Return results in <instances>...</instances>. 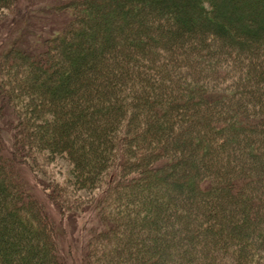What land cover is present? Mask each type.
Instances as JSON below:
<instances>
[{"label": "trees", "instance_id": "1", "mask_svg": "<svg viewBox=\"0 0 264 264\" xmlns=\"http://www.w3.org/2000/svg\"><path fill=\"white\" fill-rule=\"evenodd\" d=\"M257 1L263 10L264 0H66L57 7L71 17L55 19L59 33L38 52L17 47L6 64L0 60V86L9 81L7 71L32 93L27 106L19 90L0 88L12 140L4 152L0 135V264H66L55 222L15 171L5 170L17 155L57 153L55 138L72 149L74 186L68 188H102L82 264H232L264 256V108L253 122L231 101L264 92V15L254 10ZM240 2L244 16L235 9ZM11 6L16 0H0V9ZM73 33L78 39H66ZM163 64L171 67L166 85L151 78L160 79ZM149 68L142 91L122 92L123 77ZM226 75L233 89L214 90ZM103 84L120 94L101 98ZM153 94L162 96V108ZM219 105L224 108L213 116L190 118L178 129L165 123L180 109ZM42 131L53 136H42L43 144ZM144 131L156 141L138 162L125 142ZM179 143L189 147L186 157L173 153ZM158 156L168 159L159 163ZM227 162L234 170L223 169ZM215 179L222 184L212 185ZM46 189L56 208L80 211L65 183Z\"/></svg>", "mask_w": 264, "mask_h": 264}, {"label": "rangeland", "instance_id": "2", "mask_svg": "<svg viewBox=\"0 0 264 264\" xmlns=\"http://www.w3.org/2000/svg\"><path fill=\"white\" fill-rule=\"evenodd\" d=\"M65 1L66 0H16L15 8L11 6V9H0V17H2L0 19V34H1L0 35V60L4 57L2 63L6 64L10 59L9 57L14 55L16 53V50L19 47L26 49L28 51H31V52L32 51L38 52L42 48V41L44 39H47L48 37L53 36V34L59 33L60 30L53 29L54 27H58V26H55V19H58L59 16H60L59 19H62L65 16L67 17V19L71 17L70 11H67V10L60 11L57 7L58 4L63 3ZM262 2L263 1H257V4H256L257 8L254 10L258 13H261V14L263 13L264 15V9L262 10V4H261ZM240 5H241V2L236 4L235 9L238 12H240L242 16H244L245 13L239 7ZM42 20L46 22H50V23H48L41 29L37 28L38 26L36 24L40 23ZM251 20H255V17L252 16ZM2 25H4L3 28H2ZM78 26L81 27L80 23L77 26L76 25L74 26V29H73L74 33H76V28ZM4 30H6V32L1 33ZM74 33L73 35H68L66 39L69 40V39H72L73 37H76L77 34L74 35ZM78 37L79 36L77 35V39ZM235 38H237L236 35L229 37L230 42H234ZM23 42H27L28 45H26L25 47H22ZM48 53L51 54L52 50H50ZM49 54H47L46 56L48 57ZM171 65L172 64L169 63V66ZM159 68L160 70H162V72L160 73L161 76H159L160 79L158 78V76L157 78L155 77L156 79L153 77L151 78L154 81H159V82L161 81L162 85H166V83H168L167 80L169 78V75L165 73L166 72L169 73V69L171 67H168V64H165V65L163 64V66H160ZM219 70L225 71V68L222 67V68H219ZM149 71H150V68L143 69L142 71H138L137 73L138 76L136 75V78L133 76L123 77L121 79V84L123 85V88H121L122 92L125 94L130 93V95H132L133 93L137 94L140 91H142L143 89L141 88H143V80L141 76H143V74H146ZM5 72L7 73L6 77H8L7 79L9 81L5 82L2 79V84L0 88L4 90H8V91L12 90V92H15V93H17L16 90L17 91L19 90L18 95H21V97H23V100L27 99V106L28 104L30 106L32 102L28 100H29V96L32 93H28L26 91L27 90L26 84H18L19 82L18 80H16L15 73L9 74V72L7 71ZM150 74L151 76H155L151 72ZM3 75H4V70L2 68V65H0V77H3ZM12 77L13 78L15 77V79H13ZM228 79H229V75H226L225 77L219 80L215 79L217 81V85H216V89L214 90H217V86L227 87V88H221V89H224V91H227L228 89L232 90L233 88L232 87L229 88L228 85L226 84ZM107 87L108 85L106 86L103 84V89L99 91V93L101 92L102 94L104 92L107 93L105 96L101 98H109L110 100H112L116 98V96H113V95L120 94L118 91L112 90V88L107 89ZM237 88L241 89L242 86L238 85ZM82 91H84V89ZM155 92L156 94H158L161 92V90H157ZM152 97L156 101L155 104L158 107L161 106L162 108L163 104L160 101L163 99L162 96L159 95L158 97L153 94ZM131 100L133 101V99ZM231 101H234L239 104L240 107L238 106L237 108L242 109V111L244 112L242 115L243 117H246L247 120L254 122L255 118L259 117L260 110L264 108V92L257 93V94L252 93L250 95L241 96V97L237 96V97L232 98ZM0 104L2 106L3 103L0 102ZM27 106H26L27 109L25 108L26 112L30 113V110L28 109ZM40 106L41 108H44L41 104ZM218 107L219 108H217V106L211 107V108H208V110H200L201 108L200 109L198 108L199 110L195 112L191 108H186L185 110L180 109L178 112H174L176 114L175 119L166 120L165 123L167 124L169 123L170 126H172V129L173 128L178 129L180 126H183V124L186 123L185 120L188 121L190 118L192 119L193 118H203L207 114H211L213 116L214 113H216V111H218L219 109H222L223 106L219 105ZM4 108L6 109V111L4 110L5 112L8 111L7 110L8 108L6 106L0 107V127H1L0 135L2 136L1 137L2 144L5 147L4 152H8L9 147H12V143H11L12 140L10 138L11 129L3 125V120H4L3 109ZM193 108L195 107L193 106ZM240 109L239 111L237 110L236 112H242ZM47 110H48L47 112H49L50 114H53V116H55L56 111H57L53 107L52 108L49 107L47 108ZM170 112L173 114V111H170ZM212 120H215V119L213 118ZM210 126L211 125H209V128H211ZM118 131H120V129H118ZM145 131L143 132L140 138L134 137V139H130V140H127V142H125V146L128 148L129 157L132 159H136L138 162L139 160L146 159V156H149L151 154V152H148V151H150L151 144L156 141L154 138L148 137L149 135H146L147 132ZM42 132L43 133H41V137L37 138L40 140L41 144H43L42 136L46 135V139H51V136H52L51 134H48V135L45 134L46 133L45 131H42ZM115 134L117 135L118 132H116ZM125 134H127L126 131H125ZM156 137H157V141L161 142L163 138L165 137V135L164 133L163 134L161 133V135L158 134ZM221 138L222 137H219L216 139L218 140ZM32 139H34V136L31 137V140ZM53 141H54L55 150H57V153L48 154L46 153V151H40V152H36L35 156L33 157L28 152L29 157L27 158L17 155L15 162H13L14 164L7 165V168L5 170L15 171L14 174L17 177V179L23 183V187H25L27 192L31 196H34V198L39 203H41V205L44 206L45 212L53 220V222H55L56 229H57L56 231H57V235L59 238L58 245H59L61 254L64 255L66 264H82V254L84 253L86 237L88 236L90 229L96 227L98 223L96 220L97 218H96L94 206L97 205L95 204V201L99 197L102 191V188L100 187L93 188V185H92L91 188L87 190H83V191L80 189L70 190L68 187L74 186L73 185L74 182L72 181V177H71L74 174L73 172L74 165L71 164V162L69 161V158H71L69 153L70 154L72 153V149L70 147H66L65 145H61L59 142V139L56 140L55 138L53 139ZM117 144L122 146L123 141L120 140V142L119 143L117 142L116 145ZM32 146L33 148L35 147L34 145ZM173 146H174V150H173L174 154H176L178 152L177 149H179L180 156L186 157L188 149H189L187 145H183L179 143L176 145L174 144ZM176 146H178V148ZM63 152H65V154ZM174 158L176 157L173 156L172 160H174ZM167 159H165L164 157L158 156L156 160L159 163H162L166 161ZM233 167L234 165H230V163L227 162V165H225L223 169L224 170L226 169L234 170ZM205 168L206 170H212L211 167L209 168V166ZM220 169L221 168H219V170ZM134 172L139 174L138 171H134ZM198 182H200L203 185L205 184L209 185L208 183L211 184V182H209L208 179L206 181L200 179V181ZM54 183H58V185H62L63 183H65V186L67 187V189L72 193L69 195V197L71 196L74 198L78 197V199H80L81 201V204L79 205L80 211L79 210L73 211L70 209L68 211L64 209L61 210L54 206L53 202L47 196L49 190L46 189V186H51ZM216 184H222V183L217 180L216 182L212 181V185H216ZM261 249H263V247H261ZM250 256H251L250 258H245L243 262L240 261L241 260L240 258H236L233 260L232 264H264V256L261 258H257L255 254H251ZM261 259H263L262 263H260L262 261Z\"/></svg>", "mask_w": 264, "mask_h": 264}]
</instances>
